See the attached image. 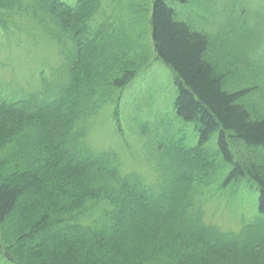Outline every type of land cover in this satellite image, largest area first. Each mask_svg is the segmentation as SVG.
Masks as SVG:
<instances>
[{"label":"trees","instance_id":"obj_1","mask_svg":"<svg viewBox=\"0 0 264 264\" xmlns=\"http://www.w3.org/2000/svg\"><path fill=\"white\" fill-rule=\"evenodd\" d=\"M217 1L151 0L147 26L143 5L122 21L114 0H0V30L44 36L61 61L56 81L43 76L19 99L0 78L9 264H264V29L254 39L244 0L233 18ZM174 5L201 13L190 21ZM154 62L171 72L175 117L198 141L161 138L152 184L88 137L102 112L120 115L125 89ZM221 182L258 192V213L239 232L205 219L208 190Z\"/></svg>","mask_w":264,"mask_h":264},{"label":"rangeland","instance_id":"obj_2","mask_svg":"<svg viewBox=\"0 0 264 264\" xmlns=\"http://www.w3.org/2000/svg\"><path fill=\"white\" fill-rule=\"evenodd\" d=\"M66 1L69 4L74 3V0ZM238 1L218 0L217 3L229 11H225L226 16L230 14V17L233 18V8ZM114 2V8L117 9L119 19L122 21H128L127 16H129V10L133 4L135 6L143 5V10L149 8V13L144 15L142 21L147 26L150 25L151 0H114ZM243 5L247 8L248 24L255 31V39L256 35L262 34L264 29V0H244ZM175 7L179 13H182V15L180 13L181 16L190 21H194L197 14L201 13L198 7L193 9L179 5ZM142 29L129 25L131 34H136V31ZM145 43L151 45L150 31L146 35ZM59 63L58 49L47 42L44 36L37 37V35L27 33L26 30L21 32L0 30V78L12 83L8 84L7 93L16 94L20 91V87L28 89L27 87L30 85H37L36 73L41 75L45 69V74H48L49 69ZM56 79L51 72L48 77L49 83H53ZM175 98L176 86L171 72L161 63L154 62L124 92L119 118L123 135L119 132L116 134L118 123L116 121L114 123L113 109L111 108L108 113L102 114L96 122L91 138H95L99 142L93 145L99 149L105 148L106 151L117 152L125 165V171L133 168L138 172H144L141 169L146 167L143 163L144 156L148 151H152L153 154L154 150L153 145L147 147L146 144L153 137L139 140L138 134L152 131L148 122L152 124V127H155L156 120H158L162 139L166 138L167 134H174L170 129H175V132H178L176 135L174 134L176 139L194 136V125L181 123L175 117ZM179 126L180 128H178ZM197 141L198 138L195 143ZM215 141L216 138L213 139V142ZM100 145L104 148H100ZM188 145L190 144L188 143ZM145 147L147 148L145 149ZM218 193L220 196L216 195L215 199L219 198L206 205L208 221L218 223L217 225L224 231L235 232L240 231L245 223L249 224L253 221L258 213V193L255 186L246 182L241 185L231 184ZM41 261L47 263L45 258H42ZM0 264H9L1 254Z\"/></svg>","mask_w":264,"mask_h":264},{"label":"bare ground","instance_id":"obj_3","mask_svg":"<svg viewBox=\"0 0 264 264\" xmlns=\"http://www.w3.org/2000/svg\"><path fill=\"white\" fill-rule=\"evenodd\" d=\"M227 1H228V0H227ZM182 7H183V6H182ZM186 7H189V6L186 5ZM52 71H53V68H50V69H49V73H48V77L51 75V72H52ZM132 84H133V83H132ZM132 84H131V85H132ZM131 85H130V86H131ZM130 86H129V87H130ZM129 87H128V88H129ZM128 88H126L125 91H126ZM25 90L27 91V89H24V91H25ZM125 91H124V92H125ZM26 93H28V91H27ZM155 116H156V115H155ZM156 117H157V116H156ZM167 139L170 140V139H172V138L169 137V138H167ZM186 141H187V143H189V144L191 145L192 142H193V137H188V139H186ZM257 193H258V192H257Z\"/></svg>","mask_w":264,"mask_h":264}]
</instances>
